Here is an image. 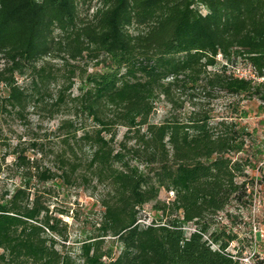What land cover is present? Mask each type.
I'll use <instances>...</instances> for the list:
<instances>
[{
  "label": "trees",
  "instance_id": "trees-1",
  "mask_svg": "<svg viewBox=\"0 0 264 264\" xmlns=\"http://www.w3.org/2000/svg\"><path fill=\"white\" fill-rule=\"evenodd\" d=\"M96 1L84 20L78 0H0V83L11 108L22 112L34 101L57 114L68 107L66 92L75 84L72 62L95 66L82 70L79 92L69 97L73 115L94 126L77 127L71 118L57 126L71 152L59 154L61 173L31 172L23 152L14 161L25 180L0 199V264H238L223 252L237 234L217 217L230 206L251 207L254 179L245 169L252 163L238 156L250 132L231 116L214 121L203 109L185 118L170 113L159 123L151 116L160 96L176 104L179 95L195 96L198 89L264 100V81L229 73V65L245 61L264 76V0ZM51 55L69 67L49 102L54 77L38 62ZM26 73L30 90L16 79ZM118 128L125 131L117 142ZM80 143L88 147L83 160L73 148ZM79 176L105 192L96 233L74 256L64 249L67 223L30 181L61 177L72 184ZM161 190L172 197L161 200ZM148 203L156 218L141 223ZM107 237L119 244L116 255L104 249Z\"/></svg>",
  "mask_w": 264,
  "mask_h": 264
},
{
  "label": "rangeland",
  "instance_id": "rangeland-1",
  "mask_svg": "<svg viewBox=\"0 0 264 264\" xmlns=\"http://www.w3.org/2000/svg\"><path fill=\"white\" fill-rule=\"evenodd\" d=\"M96 7V0H78L79 18L88 19ZM202 12L205 11L202 9ZM72 63L78 65L75 69L77 73V77L74 78L75 84L71 90L66 92L68 107L57 114L48 112L46 110L48 106L34 101H30L22 112H18L5 102L7 89L0 83V199L5 193L24 183L22 168L14 163L17 155L22 152L30 161L31 172L50 169L61 173L59 167L62 166V163L59 160V154H71L68 146L62 141L63 132L57 129L62 119L71 118L75 120L77 127L84 129L94 126L91 119L80 114L73 115L74 108L70 98L79 92L81 86L79 75L81 76L82 70L86 69L87 72H90L95 69V66L92 61L86 59ZM40 65H45L54 77L51 78L47 91L51 96H46V100L50 102L56 98L58 90L64 85V75L68 74L69 66L60 56L55 55L40 60L38 66ZM1 66L2 61H0ZM16 79L19 85L30 90L32 84L29 73L17 76ZM206 89L195 90V96H190L185 92L178 96L176 104L160 96L155 102L151 121L159 123L170 113L185 118L197 109L208 111L214 121L231 116L228 119L236 120L240 126L250 132V136L246 137V151L238 156L250 159L252 165H248L245 172L248 177H253L254 164L264 160V100L258 96L231 95L219 88ZM124 131V128H118L115 141L121 140ZM73 148L78 155L77 158L83 160L88 154V147L83 143L73 144ZM81 163L79 170L80 174H83L85 162ZM30 185L43 195L50 211L67 223L68 238L64 249L74 256L78 255L79 244L96 233L102 211L99 200L105 192L104 188L95 186L94 182L83 180L80 176L72 184L65 182L60 177L48 182H40L33 178ZM171 197V192L160 191L159 198L161 200H168ZM60 211L67 214L60 215ZM227 211L234 217L227 218ZM139 215V221L146 224L156 218L151 203L145 204ZM219 215L224 221L221 223H226L227 229L237 234L236 249L241 252L248 250L253 216L255 222L264 223V180L257 185L254 212L251 207L242 204L227 207ZM192 227L189 224L187 232H190ZM103 245L104 249H111L114 255L120 250L119 244L108 237L105 238Z\"/></svg>",
  "mask_w": 264,
  "mask_h": 264
},
{
  "label": "built area",
  "instance_id": "built-area-1",
  "mask_svg": "<svg viewBox=\"0 0 264 264\" xmlns=\"http://www.w3.org/2000/svg\"><path fill=\"white\" fill-rule=\"evenodd\" d=\"M221 55L218 54L217 58L220 59ZM229 73L237 79L250 81L252 83H258L264 81V76L258 74L257 69L250 63L245 61H238L233 65H229ZM253 192H252V203L251 209L254 212L256 207V189L257 185L264 180V160L257 163L254 168L253 174ZM218 221H222V217L218 215ZM226 224V223H224ZM205 239H208L207 235L203 234ZM208 242L212 249L219 250V245L213 243L210 239ZM235 241L229 242L227 247L224 249L226 253L233 260L237 261L238 264H264V223L255 222L254 216L251 222V235H250V246L246 251H238L236 249Z\"/></svg>",
  "mask_w": 264,
  "mask_h": 264
}]
</instances>
